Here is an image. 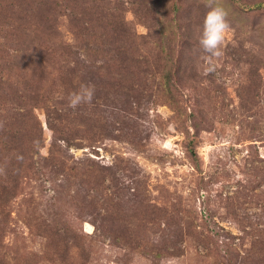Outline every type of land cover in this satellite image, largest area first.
I'll use <instances>...</instances> for the list:
<instances>
[{"label":"rangeland","instance_id":"374dc122","mask_svg":"<svg viewBox=\"0 0 264 264\" xmlns=\"http://www.w3.org/2000/svg\"><path fill=\"white\" fill-rule=\"evenodd\" d=\"M222 3L231 30L209 74L205 0H0V89L39 96L15 109L0 91V123L29 113L40 136L9 206L10 264H264V0ZM47 10L66 40L71 11L92 29L107 84L90 104L34 78L38 46L26 72L12 66L19 17L36 29ZM121 22L127 53H103Z\"/></svg>","mask_w":264,"mask_h":264},{"label":"trees","instance_id":"16d2710c","mask_svg":"<svg viewBox=\"0 0 264 264\" xmlns=\"http://www.w3.org/2000/svg\"><path fill=\"white\" fill-rule=\"evenodd\" d=\"M53 15V11L47 10L44 16V25L31 30L29 26H26L25 23L27 21H24V16L19 17L21 24L16 26L15 31H19L27 40L18 45L21 47V54L16 53L11 56L12 66H16L19 71L23 70L24 72L30 67L29 69L30 71L32 69L34 78L41 82L47 79V75L48 78L55 75V81H53L52 85H59L65 91H76L82 83L94 85V98L101 97L103 95L101 89L107 83H105L106 79H104V76L102 74L100 76V72L94 70L90 65L89 57L93 51L91 46L92 29L89 26H85L84 23L82 24L77 13L71 11L67 18L71 24L70 32L72 38L66 40V37L62 35L58 26L54 23L56 19H52ZM90 16L89 12L84 13V19L88 21ZM106 31L110 38H112V34L117 35L115 42L111 40V44L115 45L116 43V45L112 48H104L102 52L115 50V53L125 55L127 49L120 43L125 40V35L129 32L128 25L125 22H121L119 26L111 27L108 30L106 29ZM32 37L34 39L30 40ZM37 39L42 43L38 42V45L34 43ZM28 40L30 42L27 43ZM31 47H34L32 51L37 47L42 54L39 55L40 59L36 60L32 65L29 63L30 66L27 67L25 61L33 55L32 52L29 55ZM17 50L19 51V49ZM51 66L55 69L57 68V73L49 70ZM107 70H109V66H107ZM1 93H5V95L10 97L9 101L16 107L15 109H28L32 107L34 101L39 99V96H37L29 97L30 99L23 101L20 96L13 94V92L6 93V91H2ZM35 94H37V90ZM52 113L48 111V125L56 133L59 127L51 121L50 116ZM29 118V113L21 112L13 114L5 122L0 123V264H10L6 254L3 252L6 248L7 229L12 218L9 206L17 197L22 181L21 178L24 177L23 173L30 171L34 166V162L30 163L32 162L30 152L32 153L33 150L32 154L37 155L36 147H40V136L38 137V134H35L36 126H33L32 130H30ZM32 131L35 135L28 136L29 132ZM60 140L68 141L65 138H60ZM52 171L51 169L49 173H52ZM55 192L57 191L55 190ZM55 200H57V196L51 198V201ZM40 228L46 232L50 231L46 225ZM57 233L59 234L58 238H60V232Z\"/></svg>","mask_w":264,"mask_h":264},{"label":"clouds","instance_id":"9594fccd","mask_svg":"<svg viewBox=\"0 0 264 264\" xmlns=\"http://www.w3.org/2000/svg\"><path fill=\"white\" fill-rule=\"evenodd\" d=\"M207 11L202 22V31L198 40V46L208 59L207 73L215 71L212 58L223 55V45L226 35L231 30L229 22V10L224 6L222 0H205ZM95 95V86L81 84L79 89L70 93L68 107L76 109L81 104H90Z\"/></svg>","mask_w":264,"mask_h":264}]
</instances>
